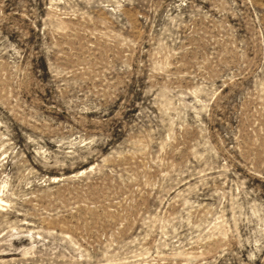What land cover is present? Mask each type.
I'll list each match as a JSON object with an SVG mask.
<instances>
[{
  "label": "rangeland",
  "instance_id": "obj_1",
  "mask_svg": "<svg viewBox=\"0 0 264 264\" xmlns=\"http://www.w3.org/2000/svg\"><path fill=\"white\" fill-rule=\"evenodd\" d=\"M0 264H264V0H0Z\"/></svg>",
  "mask_w": 264,
  "mask_h": 264
}]
</instances>
